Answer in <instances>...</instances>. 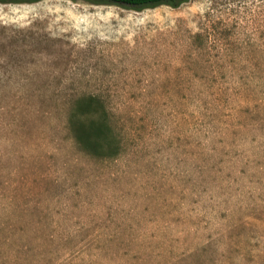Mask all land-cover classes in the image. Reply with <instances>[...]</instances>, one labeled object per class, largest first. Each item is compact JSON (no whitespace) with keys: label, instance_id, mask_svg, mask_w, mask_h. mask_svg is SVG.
Instances as JSON below:
<instances>
[{"label":"rangeland","instance_id":"obj_1","mask_svg":"<svg viewBox=\"0 0 264 264\" xmlns=\"http://www.w3.org/2000/svg\"><path fill=\"white\" fill-rule=\"evenodd\" d=\"M105 1L0 0V264H264V0Z\"/></svg>","mask_w":264,"mask_h":264},{"label":"trees","instance_id":"obj_2","mask_svg":"<svg viewBox=\"0 0 264 264\" xmlns=\"http://www.w3.org/2000/svg\"><path fill=\"white\" fill-rule=\"evenodd\" d=\"M131 8H151L160 5L177 7L176 0H106ZM69 131L78 147L90 157L112 160L122 153V140L116 132L111 113L100 97H81L68 119Z\"/></svg>","mask_w":264,"mask_h":264}]
</instances>
